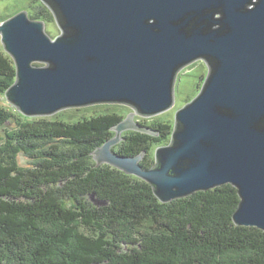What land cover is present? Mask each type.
I'll return each instance as SVG.
<instances>
[{
  "label": "water",
  "instance_id": "1",
  "mask_svg": "<svg viewBox=\"0 0 264 264\" xmlns=\"http://www.w3.org/2000/svg\"><path fill=\"white\" fill-rule=\"evenodd\" d=\"M40 2L60 32L55 39L24 11L0 23L16 70L6 101L26 118L129 106L133 113L92 152L96 167L146 182L162 204L231 185L240 199L233 224L264 232V0ZM200 60L207 76L177 110L154 166L143 169L145 153L117 154L128 132L158 135L134 117L171 110L179 72Z\"/></svg>",
  "mask_w": 264,
  "mask_h": 264
},
{
  "label": "trees",
  "instance_id": "2",
  "mask_svg": "<svg viewBox=\"0 0 264 264\" xmlns=\"http://www.w3.org/2000/svg\"><path fill=\"white\" fill-rule=\"evenodd\" d=\"M52 17L41 2L30 16ZM15 78L0 48V97ZM124 119L113 113L67 122L0 107V264H264V232L232 222L240 203L233 186L162 204L146 182L96 167L92 152ZM139 123L158 135L126 133L115 152L145 153L141 166L150 169L154 146L170 141L173 125Z\"/></svg>",
  "mask_w": 264,
  "mask_h": 264
},
{
  "label": "rangeland",
  "instance_id": "3",
  "mask_svg": "<svg viewBox=\"0 0 264 264\" xmlns=\"http://www.w3.org/2000/svg\"><path fill=\"white\" fill-rule=\"evenodd\" d=\"M39 0H0V21L5 18L12 17L19 12H26L28 17L32 16L39 9ZM31 19V18H30ZM45 32L49 37L55 39L59 36L60 32L56 26L54 18L51 20L43 21ZM0 48L3 49L2 43L0 40ZM207 67L203 61H197L184 69H182L176 79L175 85V93L174 99L175 103L171 110L149 118L144 119L138 116H135L134 119L137 122H144L147 125H156V123L162 124H174V117L177 110L183 108L186 104L192 101L199 93L202 84L207 76ZM0 107L10 109L12 112L18 113L5 99V97H0ZM78 110V111H76ZM118 114L124 118H126L129 114L133 113V110L127 105L121 104H100L95 106H90L82 109H71L59 112L51 117L53 119L64 120L67 122H76L83 118H90L92 116H97L101 114ZM16 120H11L10 124L7 127H13L16 124ZM129 133V132H128ZM121 144V143H120ZM119 144V145H120ZM169 144V140L162 141L160 144L154 146V149L159 147L167 146ZM117 147V146H116ZM114 147V151L117 148ZM17 162L22 167H27L29 160L24 154H19L17 157ZM93 200V199H92ZM96 204L98 203L96 200H93Z\"/></svg>",
  "mask_w": 264,
  "mask_h": 264
},
{
  "label": "flooded vegetation",
  "instance_id": "4",
  "mask_svg": "<svg viewBox=\"0 0 264 264\" xmlns=\"http://www.w3.org/2000/svg\"><path fill=\"white\" fill-rule=\"evenodd\" d=\"M203 85V84H202Z\"/></svg>",
  "mask_w": 264,
  "mask_h": 264
}]
</instances>
